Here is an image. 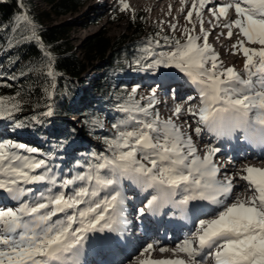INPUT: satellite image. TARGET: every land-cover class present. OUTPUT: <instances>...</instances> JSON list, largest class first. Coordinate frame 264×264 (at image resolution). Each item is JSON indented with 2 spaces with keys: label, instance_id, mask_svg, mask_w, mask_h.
I'll list each match as a JSON object with an SVG mask.
<instances>
[{
  "label": "snow or ice",
  "instance_id": "obj_1",
  "mask_svg": "<svg viewBox=\"0 0 264 264\" xmlns=\"http://www.w3.org/2000/svg\"><path fill=\"white\" fill-rule=\"evenodd\" d=\"M17 3L21 11L11 22V32L19 35L6 40L0 36V53L34 41L42 58L19 69V76L9 73L5 79L35 74L33 86L46 98L47 110L41 115L52 116L47 100L56 89L54 57L23 11L24 0ZM119 3L120 11L129 10L125 0ZM180 4L183 13L188 6L185 0ZM205 12L212 17L207 23L237 38L232 47L245 58L243 71L220 62L208 42ZM185 20L191 28L169 24L173 32L181 31L183 41L162 35L165 22H158L160 31L146 41L135 64L137 71L164 79L167 72L178 70L195 87L198 103H190L197 97H188L164 118L157 110L156 87L139 98L132 88L117 98L122 102L116 111L122 116L110 135L98 137L103 151L76 161V170L68 174L58 170L49 153L10 139L0 141V264H88V254L126 236L129 193L140 198L133 210L141 219L167 209L191 228L172 248L158 241L143 245L128 264H264V168L245 166L242 175L222 172L214 162L220 147L204 144L201 154L187 131L201 140L208 133L264 149V0H191ZM7 28L0 25V31ZM9 59L15 65L19 58ZM158 87L164 89V84ZM30 97L32 90L22 88L0 94V120L15 121ZM181 115L188 119L178 124ZM92 123L104 128L102 121ZM237 175L245 182L239 187L234 184ZM154 251L171 252L174 258H151Z\"/></svg>",
  "mask_w": 264,
  "mask_h": 264
},
{
  "label": "trees",
  "instance_id": "obj_2",
  "mask_svg": "<svg viewBox=\"0 0 264 264\" xmlns=\"http://www.w3.org/2000/svg\"><path fill=\"white\" fill-rule=\"evenodd\" d=\"M49 5V11L38 13L34 8L33 0H24V9L32 17L37 34L40 36L46 51L51 52L54 57V69L56 71V89L51 100H47L53 109L52 116H43L41 113L46 111V98L42 95V89L34 87L33 82L37 79L35 74H29L18 80H6L4 76L0 77V94H14L18 89L28 91L32 90L30 103L24 106L23 111L16 114L15 121L0 120V125L15 127L17 122L22 123L20 128H28L34 123L44 127L54 121V125L64 127L67 120L72 116H78L80 119L81 130L83 134L99 143L101 151L104 149L100 136L110 135L112 124L117 122L122 114L116 111V106L122 100L118 97H125L131 90L125 87L119 80L129 72H138L135 61L142 55L141 49L146 41L152 36L145 35V24L143 22H131L129 30L117 38H110L106 34L98 33L87 38L83 42V56L74 52V46L70 40V26L65 23L53 24L52 17H62L68 14L77 13L84 7L89 0H43ZM21 11L17 0H0V25L8 26L7 30L0 31V36L5 40L8 36H18L19 33L11 32V22L15 15ZM21 32L25 35L28 33ZM4 41H0L3 44ZM19 58L13 65L9 58ZM42 58V52L33 41L24 43L18 47L8 50L6 54H1L0 65L8 66L9 73H15L19 76V69L25 68L30 62L38 61ZM104 62L98 83L95 90L103 94L105 101L102 103H87L83 106H77V98L83 94V89L79 85H85V74L93 67L96 62ZM4 71L5 68H4ZM41 83L43 80L41 79ZM11 84V87L4 86ZM112 97V98H111ZM111 98V99H109ZM40 107H36V102ZM108 101V102H107ZM111 105V106H109ZM112 107V108H109ZM36 117V119H33ZM99 120L104 123V128L94 127L92 121ZM109 127L111 130H108ZM19 128V127H17ZM67 132L60 140V152L68 150L75 146H83L80 138L76 137L77 128L72 126L66 128ZM18 142V141H17ZM36 147V146H33ZM38 148V147H36ZM41 152V148H38ZM92 152H99L93 149L91 152L81 151V156L89 158ZM60 156V155H59ZM84 158L82 159V161ZM81 161V160H79Z\"/></svg>",
  "mask_w": 264,
  "mask_h": 264
},
{
  "label": "rangeland",
  "instance_id": "obj_3",
  "mask_svg": "<svg viewBox=\"0 0 264 264\" xmlns=\"http://www.w3.org/2000/svg\"><path fill=\"white\" fill-rule=\"evenodd\" d=\"M125 2L129 5V10L122 12L120 11L121 5L119 0H89L88 3L77 13L68 14L59 18L52 17L51 21L54 25L65 23L70 26L71 30L69 37L74 46V52L81 57L84 54V40L93 36L94 34L102 33L106 34L110 38H117L123 34H126L129 30L131 22H136L137 20H139L140 23L143 22L145 24L146 36H152L157 31H160L158 22L163 21V19L155 18L153 13H151L150 10L142 4L143 1L138 6L130 4L127 0H125ZM33 4L38 13L49 11V5L43 0H33ZM161 7L162 4H160L159 9H161ZM177 12L178 11H175V13ZM195 21L196 17L193 16V23ZM175 24L178 25L180 30H182L185 26L191 28L189 23H187L183 18H179ZM210 28H212V26H210ZM180 30L173 32L169 28V24L164 23L162 26V35H174L176 38H180L183 41L184 38L181 35ZM220 31L221 33H226V29H220ZM215 38L216 40L212 43L210 42L209 44L218 54L220 62H222L226 67L231 66L238 71H243L245 58L242 52L234 50L232 47L233 44L237 42V38L235 36L228 38L227 34L226 37H223V35H216ZM221 44H224V48L222 51H220V53H218L217 50H220L218 46ZM1 54L2 53H0V56ZM104 66V62H96L93 67H91L85 74L86 84L79 85V87L83 89V94L77 98L76 102L78 107L87 103H102L105 101L103 94L98 93L94 89L98 83L100 73ZM4 68L6 71H4ZM4 68L0 65V72L4 73V77H6L9 74V72H7L9 67L4 66ZM132 73L133 74H131V72L127 73L125 77L121 78L119 81L130 90L132 88H137V98L148 95L150 89L152 87H156L158 93L157 100L159 101L157 110L160 111L162 117L167 118L168 116L172 115L170 109L174 107L175 103L182 104V101L179 99V97L181 98L183 94L178 96V91L177 98L174 96L175 90L177 91L182 86L183 82L181 81V79H183L182 74H179L178 70L167 72V76L169 77L168 79H164L161 76H153L151 73H144L141 71H134ZM173 81H175L177 85V87L174 86L175 88H172V84L175 83ZM160 83L164 84L165 89H167L166 92L168 91V86L171 85L172 90L169 92V95L167 92L165 97H163L158 87ZM169 101L174 103L173 107L165 105V103ZM53 122L54 121H50V124L44 127L32 123L28 128H17V126L9 127V125H0V141L10 139L13 142L18 141L29 146L41 148L42 153H49L52 155V163L57 165L58 170L62 171L63 174H68L70 171H75L76 161L81 160L82 162V159H85L86 156H81V151L91 152L93 149L101 151L99 143L96 140L91 139L90 137H87L85 134H83L81 130V122L78 116L70 117L64 127L56 126ZM176 122L178 124H182L183 120L178 119ZM191 123L194 124L195 121L193 120ZM72 126L77 128L75 136L80 138V142L83 144V146H70L68 150H63L62 154H59L61 145L60 140L64 138L65 133L67 132L66 128H71ZM107 128L108 130H111L109 127ZM187 131L189 134H191V129H187ZM191 135L194 136V134ZM200 152L203 154L202 151ZM129 197V209H133L134 206L138 207L140 204V198L132 196L131 193H129ZM135 215L136 214H134V216ZM134 221H136L135 218Z\"/></svg>",
  "mask_w": 264,
  "mask_h": 264
},
{
  "label": "bare ground",
  "instance_id": "obj_4",
  "mask_svg": "<svg viewBox=\"0 0 264 264\" xmlns=\"http://www.w3.org/2000/svg\"><path fill=\"white\" fill-rule=\"evenodd\" d=\"M130 4L132 5H140L141 2L143 5H145L151 13H153V15L155 16V18L157 19H163V21L165 22V24H175L177 23L179 18H183L185 19L186 13L188 8H190L191 6V0H185V3L188 7L185 8V11L182 13L181 12V4H180V0H127ZM217 2L222 3L223 0H217ZM160 4H162L161 9H159ZM169 5L172 6L171 8V13L169 14ZM144 7V6H143ZM175 11H178L177 13H175ZM230 14L233 15L234 17V12H231L230 10ZM195 16V15H194ZM204 20H205V24H204V28L206 31H208L209 33H211V35H209V43L214 42L216 40L215 36H220L221 35V28H214L213 25L207 23V21L212 20V17L209 13L205 12L204 13ZM187 22V21H186ZM223 22V21H221ZM188 23V22H187ZM197 24L196 27V32L199 33V24L197 22V20L194 22ZM191 27L192 25L189 24ZM210 26H212V28H210ZM227 34V30L226 33L223 32V37H226ZM218 48L220 50H217L218 53H220V51L223 50L224 48V44L218 46ZM217 49V48H216ZM182 81V80H181ZM175 82V81H173ZM180 82V80H179ZM164 83V82H163ZM172 88H175L174 86L177 87L176 82L172 84ZM180 87V86H179ZM162 90H164V93H162L163 97H165V94L168 92V95L170 94L169 90L166 92L167 89H160L159 91L162 92ZM192 87L188 84L185 83V81L182 82V86L175 92V98H177V92H178V96L183 94L182 97L179 99L182 101V104L184 103L185 100H187L186 97V92L187 91H191ZM190 103H198L196 101H191ZM174 103L166 102L165 105H169V107H173ZM176 104V103H175ZM179 119L181 120H186L188 119V117L186 115H181L179 117ZM193 121V120H192ZM190 121V122H192ZM195 126V123L193 124V127ZM191 134H194V132H192L191 130ZM203 139H197L195 137V134L193 136V140L194 143L196 144L198 150L203 152V145L207 144V143H211L213 145H216L218 147H220L221 151L219 152V154L217 153L216 156L214 157V162L217 163L218 165L222 166V172L227 170V172L229 174H234V173H240L241 175L244 174L241 172V169L244 168L245 166H254V167H260V168H264V154H258L254 151H251L248 149V147L246 146V142L243 141L242 139L236 138L235 140L232 139H226V138H221V139H217L216 137L212 136L211 134L208 133H203ZM234 141L235 143H238L237 146H234ZM231 150V151H228ZM229 161H231V163H229ZM245 182L241 181L239 178V175L235 176V180H234V184L235 186L239 187L241 185H243ZM243 195V194H242ZM134 209V208H133ZM133 209H129V216L128 219L131 222L128 231H132V232H138L139 230V223L141 220V223L143 225L146 226V230L149 232L152 230V223L150 221V219L148 218V216L144 217L143 219H141L139 216L135 215L134 216V210ZM174 214H172L169 210L165 215L169 218L171 216H173ZM134 218L136 221H134ZM135 222V223H134ZM191 228V226L189 227V229ZM184 227H181L180 230H184ZM189 229H187V233L189 231ZM152 233V232H151ZM186 233V234H187ZM157 234H150V235H145L143 238L142 236L138 239L137 242V247L134 249L133 252H131L128 257L125 258H121L119 261L113 263V264H128V258L129 257H134L135 254L137 253V250L141 249L143 245L147 244V243H153L154 242V237ZM184 237H181L180 235H178L174 241L171 244L168 243H163V245H165L166 247L172 248L175 246V244L179 241H181ZM180 258H183L184 254H179ZM151 258L154 259H167V258H174L173 254L171 252H165V253H160L159 251H154L151 254Z\"/></svg>",
  "mask_w": 264,
  "mask_h": 264
}]
</instances>
